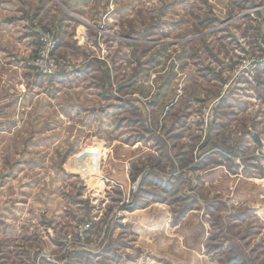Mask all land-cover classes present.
Returning <instances> with one entry per match:
<instances>
[{
    "label": "rangeland",
    "instance_id": "obj_1",
    "mask_svg": "<svg viewBox=\"0 0 264 264\" xmlns=\"http://www.w3.org/2000/svg\"><path fill=\"white\" fill-rule=\"evenodd\" d=\"M0 264H264V0H0Z\"/></svg>",
    "mask_w": 264,
    "mask_h": 264
},
{
    "label": "built area",
    "instance_id": "obj_2",
    "mask_svg": "<svg viewBox=\"0 0 264 264\" xmlns=\"http://www.w3.org/2000/svg\"><path fill=\"white\" fill-rule=\"evenodd\" d=\"M59 43L60 38L57 32H47L42 36L40 51L36 60L33 62V67L41 76L49 77L63 75L71 71V67L53 56V52L58 47Z\"/></svg>",
    "mask_w": 264,
    "mask_h": 264
},
{
    "label": "crops",
    "instance_id": "obj_3",
    "mask_svg": "<svg viewBox=\"0 0 264 264\" xmlns=\"http://www.w3.org/2000/svg\"><path fill=\"white\" fill-rule=\"evenodd\" d=\"M43 12H46L45 10H43L42 12H41V15L39 16V17H37L36 18V20H34V21H32V23H31V26H30V28L31 27H33V28H35L36 27V29L35 30H37V27H41V25H45V22H44V20H43V17H42V13ZM25 22H26V20H25ZM59 23H60V26L62 25V40L60 41V45H59V47H58V52L60 51V49H62V50H64V48H65V46L67 45V43H65L64 41H63V38H64V36H65V34H66V31L69 29V28H71V27H67V26H69V25H67V24H69V22H67V20H64V21H62V20H60L59 21ZM58 21H57V25L56 26H58ZM25 24V23H24ZM24 24H22V25H24ZM32 28V29H33ZM62 52H64V51H62ZM251 140H253L252 141V143L251 144H248V145H256L257 147H259L258 148V151L260 150V146H261V144H260V142L257 140V139H255V137H254V134H252L251 135ZM259 143H258V142ZM259 153V152H258ZM258 153L257 154H255V156H257V157H259V155H258Z\"/></svg>",
    "mask_w": 264,
    "mask_h": 264
},
{
    "label": "water",
    "instance_id": "obj_4",
    "mask_svg": "<svg viewBox=\"0 0 264 264\" xmlns=\"http://www.w3.org/2000/svg\"><path fill=\"white\" fill-rule=\"evenodd\" d=\"M255 139H257L259 141L258 137H256V136H255Z\"/></svg>",
    "mask_w": 264,
    "mask_h": 264
}]
</instances>
